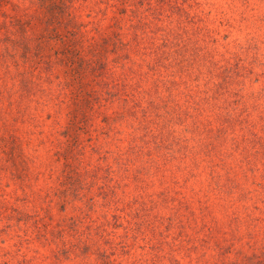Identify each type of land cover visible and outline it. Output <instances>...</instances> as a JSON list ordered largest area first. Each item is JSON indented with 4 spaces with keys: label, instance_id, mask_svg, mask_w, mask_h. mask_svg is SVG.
Masks as SVG:
<instances>
[{
    "label": "rangeland",
    "instance_id": "374dc122",
    "mask_svg": "<svg viewBox=\"0 0 264 264\" xmlns=\"http://www.w3.org/2000/svg\"><path fill=\"white\" fill-rule=\"evenodd\" d=\"M0 264H264V0H0Z\"/></svg>",
    "mask_w": 264,
    "mask_h": 264
}]
</instances>
